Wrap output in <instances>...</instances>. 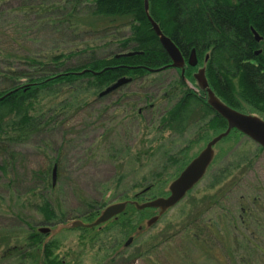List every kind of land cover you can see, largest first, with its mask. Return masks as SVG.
<instances>
[{"label":"rangeland","instance_id":"obj_1","mask_svg":"<svg viewBox=\"0 0 264 264\" xmlns=\"http://www.w3.org/2000/svg\"><path fill=\"white\" fill-rule=\"evenodd\" d=\"M12 1L15 9L42 3L41 0ZM63 1L49 0L47 3L63 6ZM9 13L14 15V21L8 16L1 17L0 29L9 31L11 36L17 33L22 38L19 47L27 51L24 55L34 54L38 57L42 52L72 53L74 56L67 62L68 68L81 66L91 54L90 51H96L101 58H111L119 52L120 41L131 36L129 27L102 30L109 20L92 18L89 6L73 20V29L68 28L69 24L59 26L61 33L46 29L28 31L27 27L35 25V18L31 17L19 25L17 23L23 14ZM62 20L60 18L58 22ZM96 29L99 33H96ZM9 41L12 42V39ZM85 49L89 50L84 57L79 56ZM24 63L14 61L15 68L26 69ZM201 68L198 66L195 73ZM179 80V73L172 69L131 82L103 98L94 93L88 96L77 93L75 95L82 99L81 103H76L75 96L71 98L70 92L66 91L56 100L49 98L41 102L43 114L65 105L70 109L64 110V113L56 111L52 116L58 118L57 124L54 126V123L51 130L34 137L27 145L17 148V163L9 164L11 167L7 168L6 174L0 172V241L11 240L9 246H0V264H43L41 247L33 249L26 238L39 234L44 228L50 229V232L43 233L41 239L45 242L53 240V258L57 257L62 264H264V243H258L256 239L259 233L249 244L247 239L251 233H245L243 229L236 232L234 229L241 220L240 206H245L248 211L254 210V207L262 211L256 213L253 219L250 218L248 225L258 220L264 221V148L248 137L232 135L220 142L215 147L214 163L207 175L175 207L162 215L152 209L145 210L143 214L135 211V203L143 204L168 197L171 182L180 175L179 167L191 162L206 147L207 135L209 139L213 136L211 132L206 133L204 128L202 130L201 124L197 126L193 123L183 135L171 132L157 134L156 126L150 124L176 102L177 98L172 102L162 98L164 93L172 89L171 85ZM186 85L199 91L194 82L188 81ZM124 94L131 96L124 98ZM150 96L155 97L145 101ZM60 103L64 105L59 106ZM149 104H155L154 110L145 111L141 118L132 116L134 107L143 108ZM245 108V113H255L251 107ZM4 158L6 156L0 155V164ZM239 165L240 168L236 169L227 183L211 189L219 172ZM54 166L57 168V186L52 190L50 181ZM156 173H162V178L153 181ZM123 174L128 184L118 188L115 180ZM144 178L153 184L145 186L141 183ZM110 181L115 182L114 186L104 190V186H110ZM135 183L143 186L134 188L132 185ZM231 184H234L231 188L234 191L229 193L231 197L222 202L220 207L210 206L209 213L204 215V207L211 205L216 191L226 189L225 186ZM241 197H245V200L240 202ZM257 197L260 202L255 204ZM45 201L50 202L57 213L68 218V224L77 218L86 221L84 214L90 210L87 207L89 201L106 206L128 201L131 206L123 219L124 230L120 227L121 220L108 225L107 229L103 226L99 236V231H95L82 239L79 232L60 231L58 224L46 220L45 215L38 210ZM93 205L95 210L99 209ZM155 216L159 217L158 221L148 226L149 219ZM203 216L206 225L216 216L215 220L224 233L216 235L220 240L214 238L216 232L211 228L206 229L204 236L211 244L208 241H205L207 244L192 242L191 232L184 229L186 225L191 227L195 217H198L200 227H204ZM232 224L231 234H226ZM138 228L143 230L139 231ZM209 230L213 232L209 234ZM127 237L134 240L125 249V243L129 240ZM262 237L264 242V235ZM166 238H171L168 246L167 243L161 245ZM10 246L16 249L13 253L9 252ZM244 246L249 248L244 249ZM224 247L231 248V252L236 247L235 255L229 254L228 249L224 255L223 250L220 251ZM173 248L182 249L187 258L179 256V251L176 255ZM141 254L149 256L140 258Z\"/></svg>","mask_w":264,"mask_h":264},{"label":"trees","instance_id":"obj_2","mask_svg":"<svg viewBox=\"0 0 264 264\" xmlns=\"http://www.w3.org/2000/svg\"><path fill=\"white\" fill-rule=\"evenodd\" d=\"M41 1L42 3L37 6L25 5L15 9L12 4L14 1L0 0V18L8 16L14 21V15L9 12H21L23 16L17 23L19 25L31 17L35 18V25L27 27L28 31L46 29L61 33L59 26L69 24L68 28L73 29V20L77 19V16L81 15L80 12L89 6L92 18L109 20L102 30L114 31L129 27L131 36L120 41L119 52L111 58H101L96 51H90L91 54L86 57V61L81 66L68 68L67 62L74 56L72 53L45 54L42 52L38 57L34 54L27 56L24 55L27 51L19 47V42L22 41L19 35L15 33L11 36L9 31L4 32L0 29V155L6 156L0 164V172L6 174L7 168L11 167L9 164L17 163V148L27 145L34 137L48 132L54 123V126L57 124L58 118L55 119L52 116L56 111L61 110V113H64V110L70 109L65 105L61 109L50 110L43 114L41 102L44 100L49 98L56 100L69 91L70 97L75 96L74 99L77 100H73L81 103L82 98L75 94L88 96L94 93L101 98L100 94L105 89L122 78H130L131 82H134L173 69L170 67L172 61L169 55L153 30L149 15L179 48L186 62L192 51H196L198 66L204 68L209 88L220 101L239 112L245 113V106H250L253 110L264 114V55L258 57L254 55V52L261 47V43L256 42L254 31L264 37V0H148L149 15L145 10V0H64L63 6L47 3L49 0ZM45 5L49 7L44 8ZM60 18L63 20L58 22ZM96 33H99V30ZM10 39L12 42L9 41ZM89 49L82 51V55L79 56H83ZM133 52L142 54L132 57L122 56ZM14 61L19 64L25 62L27 68H15ZM196 69L197 67L193 68L188 64L184 74L181 69H173L179 73L180 80L171 85L172 89L164 93L162 99L171 102L173 99L177 98V100L163 112L159 119L152 120L150 124L156 126L157 134L171 132L182 135L189 131L193 123L197 126L201 124L202 130L204 128L206 133L211 132L214 136L211 139L208 135L206 136L208 144L218 134L226 131L228 125L227 121L209 104L207 89H204L195 78ZM188 81L196 83L199 91L196 92L187 87ZM154 94L157 95V93ZM123 96L128 98L131 95ZM153 97H147L145 101H151ZM63 105L64 103H60L59 106ZM154 108L155 104L137 109L134 107L132 116L137 118L135 115H138L141 118L145 111L154 110ZM232 135L245 136L234 130L224 140ZM172 164H174L173 161ZM188 164H182L178 169L179 173ZM240 166L219 172L211 189L227 183L226 181ZM153 176L155 181L162 178V173H156ZM116 181L118 188L126 187L128 184L125 174ZM148 181L149 179L144 178L141 183L145 186L153 184ZM115 182L110 181V186H104V190L110 189ZM50 183L52 190H55L57 184L53 182V173ZM141 183H135L132 186L134 188L143 186L140 185ZM233 185L217 190L212 197L213 200L210 201V206H215L219 200L222 206L227 199L225 195H230L229 193L233 191L231 189ZM31 190L35 192V189ZM93 204L99 209L95 210ZM129 206L131 205L127 206L124 213L106 223L107 226L104 224L93 228L74 227L73 223L80 220L78 218L68 224V218L57 213L48 201L39 206L38 210L45 215L48 222L58 224L60 231H76L80 233V238L84 239L86 235L89 237L95 231H99L97 235L99 236L103 226L107 229L108 225L117 224L121 220L120 227L124 230L123 219L128 213ZM87 207L90 210L84 214L86 220L84 223H93L101 211L108 206L89 201ZM134 207L136 208L135 205ZM135 211L139 214L145 212V210L137 209ZM198 220V217H195L191 227L186 225L184 230L191 232L193 243L202 241L207 244L205 241H208L211 244L210 240L204 237L206 229L200 227ZM138 230L142 231L143 228ZM213 231L208 232L211 234ZM42 234L41 232L32 234L26 238V241L31 243L33 249L41 247L43 264H62L57 257L53 258V240L45 242L41 239ZM216 235L215 233L214 238L218 240L219 237ZM202 237H204L203 240H201ZM170 240L171 238L164 239L161 245L167 243L166 246H168ZM9 242H11L10 239H3L0 241V246H9ZM227 249L229 254H233L229 247L221 248L220 251L223 250L225 255ZM15 250L10 246V253ZM172 250L176 255L179 251V256L187 258L182 249L173 248ZM214 250H216L215 246ZM175 253H172L173 256ZM148 256V254H141L140 258Z\"/></svg>","mask_w":264,"mask_h":264},{"label":"water","instance_id":"obj_3","mask_svg":"<svg viewBox=\"0 0 264 264\" xmlns=\"http://www.w3.org/2000/svg\"><path fill=\"white\" fill-rule=\"evenodd\" d=\"M145 10L147 14L149 13V4L148 0H145ZM149 15V14H148ZM149 21L155 31L156 35L159 37L160 43L163 46L164 50L169 55L172 63L170 65L171 68L181 69L182 73L185 72L186 61L182 56L179 48L175 45V43L167 37L159 25L152 19V17L148 16ZM257 40L259 41L260 37L255 34ZM142 53L133 52L122 55L123 57H132L135 55H139ZM198 65L196 51L194 50L191 54V57L188 60V66L196 67ZM195 78L198 83L202 85L204 89L208 91L209 104L214 108L221 117H223L227 121L228 128L226 131L218 134L215 138H213L206 147L200 152V154L195 157L181 172V174L170 184L169 186V196L166 198H158L143 204L135 203V206L138 210H158L159 215L164 214L166 211L175 207L179 204L191 190L203 179L209 167L211 166L214 157H215V147L226 139L232 131L236 130L250 140L264 148V120L259 117L248 115L236 111L226 104H224L220 99L215 95V93L209 88L208 82L206 80L205 71L201 70L197 74H195ZM131 79L122 78L117 81L112 86L108 87L105 91L100 94V97L103 98L123 86L131 83ZM57 180V168L53 171V182L56 183ZM128 202L117 203L108 206L101 215L91 224H85L82 221H75L73 223L74 227H86L93 228L98 227L100 225H104L111 221L112 219L118 217L126 210ZM159 217L155 216L150 219L147 223L148 226L153 225L158 221ZM42 233H49L50 229L44 228L41 229ZM133 242V239L130 238L126 243V247H129Z\"/></svg>","mask_w":264,"mask_h":264},{"label":"flooded vegetation","instance_id":"obj_4","mask_svg":"<svg viewBox=\"0 0 264 264\" xmlns=\"http://www.w3.org/2000/svg\"><path fill=\"white\" fill-rule=\"evenodd\" d=\"M256 42H258V43H261V47H260V49H258V50H256L255 52H254V55L255 56H262V55H264V48L262 47V45H264V37L263 36H260V39H259V41L256 39ZM209 56V55H208ZM207 56V57H208ZM250 107V106H249ZM253 110V109H252ZM255 113H245V114H248V115H252V116H256V117H259L260 119H262V120H264V114H261V113H259V112H257L256 110H253ZM214 159H215V157H214ZM214 161V160H213ZM212 164H213V162H212ZM212 164H211V166H212ZM210 166V167H211ZM210 167H209V169H210ZM209 169H208V171H209ZM208 171L206 172V174H205V176L207 175V173H208ZM204 176V177H205ZM204 177H203V179H204ZM202 179V180H203ZM201 180V181H202ZM200 181V182H201ZM234 191V190H233ZM225 197L226 198H228V197H231L230 195H225ZM234 198H236L235 196H234ZM236 200H237V198H236ZM235 200V201H236ZM241 200H245V197H241V198H239V201L241 202ZM238 201V200H237ZM236 201V202H237ZM258 202H260V200H259V198L257 197L256 199H255V201H254V203L255 204H257ZM254 204V206H256ZM220 207L221 206V202H220V200H219V202H218V204H216L215 206H213V207ZM210 205H208L207 207L205 206L204 207V215L205 214H207V213H209V211H210ZM208 208V209H207ZM263 208H264V206H263ZM262 208V209H263ZM256 209V207H254V210H251V211H248V210H246V207L245 206H243V207H241L240 206V212H241V220H240V223H239V225H237V226H235L234 227V229L236 230V232H237V230H240V231H242L241 229H243V231H245V233L246 232H249V233H251L250 234V237H249V239H247V243H249V244H252L253 242H252V240L253 239H255V235H256V233L258 232L259 233V237L258 238H256L257 240H258V243L259 242H262V244L264 243L262 240H261V238L260 237H262L263 235H264V221H261V220H258L257 222H254V224H252V225H248V223H249V219L250 218H252L253 219V216H255V214L256 213H258V212H260V210L261 209H259V210H255ZM262 212V211H261ZM260 212V213H261ZM264 212V211H263ZM260 213H258V214H260ZM244 216H245V219H244ZM215 218H216V216H215ZM215 218L214 219H210V221H209V223H208V225H206V219H204V216H203V223H202V225H204V227H202V228H204V229H211V228H214V230H215V232H216V234H224V233H222V230H221V226L219 225V222L218 221H216L215 220ZM252 222V221H251ZM231 227H233V224L229 227V230H227L226 231V234H231ZM245 229V230H244ZM235 234V233H234ZM235 237H237V234L235 235ZM263 238V237H262ZM218 240H220V238H218ZM230 243V246H231V242H229ZM247 248H249V247H246V246H244V249H247ZM233 249V248H232ZM235 250H236V247H234V251L232 250V253L235 255Z\"/></svg>","mask_w":264,"mask_h":264}]
</instances>
